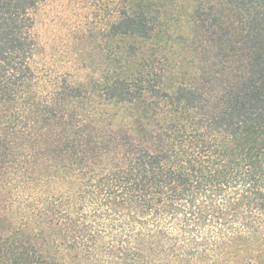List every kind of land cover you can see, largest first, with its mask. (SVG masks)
I'll list each match as a JSON object with an SVG mask.
<instances>
[{"label":"trees","instance_id":"1","mask_svg":"<svg viewBox=\"0 0 264 264\" xmlns=\"http://www.w3.org/2000/svg\"><path fill=\"white\" fill-rule=\"evenodd\" d=\"M51 3L101 73L43 55ZM191 16L194 75L149 0H0V264H264V0Z\"/></svg>","mask_w":264,"mask_h":264},{"label":"rangeland","instance_id":"2","mask_svg":"<svg viewBox=\"0 0 264 264\" xmlns=\"http://www.w3.org/2000/svg\"><path fill=\"white\" fill-rule=\"evenodd\" d=\"M149 1L160 8L162 23L157 37L145 46L151 52L166 56L179 71L194 75L199 70L201 58L196 57L192 46L194 24L191 15L199 0ZM209 1L211 0H204L205 3ZM63 8L62 4L60 6L59 3H51L42 9L43 55L54 64L57 71L70 69L73 59L80 55V60L94 73H101L108 61L103 50L106 42L94 37L87 42L77 39L79 33L75 29L82 24L77 17L62 11ZM58 16L60 19H57ZM112 43L117 48L124 46L122 39H116Z\"/></svg>","mask_w":264,"mask_h":264}]
</instances>
